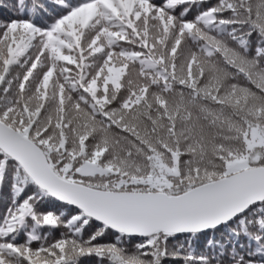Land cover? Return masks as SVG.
I'll list each match as a JSON object with an SVG mask.
<instances>
[{
  "label": "snow or ice",
  "instance_id": "6c2138e0",
  "mask_svg": "<svg viewBox=\"0 0 264 264\" xmlns=\"http://www.w3.org/2000/svg\"><path fill=\"white\" fill-rule=\"evenodd\" d=\"M0 264H264V0H0Z\"/></svg>",
  "mask_w": 264,
  "mask_h": 264
}]
</instances>
